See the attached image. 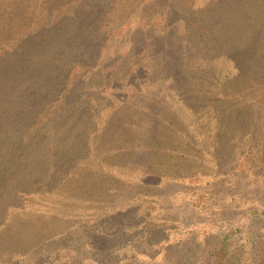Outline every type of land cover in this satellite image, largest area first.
<instances>
[{"label": "rangeland", "instance_id": "374dc122", "mask_svg": "<svg viewBox=\"0 0 264 264\" xmlns=\"http://www.w3.org/2000/svg\"><path fill=\"white\" fill-rule=\"evenodd\" d=\"M223 243L264 264V0H0V264Z\"/></svg>", "mask_w": 264, "mask_h": 264}, {"label": "trees", "instance_id": "16d2710c", "mask_svg": "<svg viewBox=\"0 0 264 264\" xmlns=\"http://www.w3.org/2000/svg\"><path fill=\"white\" fill-rule=\"evenodd\" d=\"M229 52L226 51L223 55V57L226 58V60H228L229 62L232 63V65L234 66V70H235V76H243L245 75L244 69H242L243 65H244V59L247 58L249 60L248 55H250V53L245 50L244 51V55H242L238 61H235L234 59H232V56H230L228 54ZM252 64H254V62H252ZM227 244L223 243L220 248L218 249V251L214 254V258H213V264H225V260H226V252H227Z\"/></svg>", "mask_w": 264, "mask_h": 264}]
</instances>
